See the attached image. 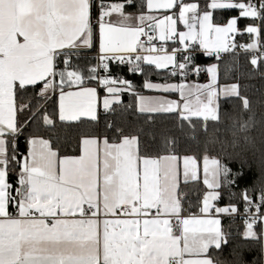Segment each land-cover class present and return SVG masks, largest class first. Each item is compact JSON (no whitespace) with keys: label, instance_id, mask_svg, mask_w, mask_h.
<instances>
[{"label":"snow or ice","instance_id":"snow-or-ice-1","mask_svg":"<svg viewBox=\"0 0 264 264\" xmlns=\"http://www.w3.org/2000/svg\"><path fill=\"white\" fill-rule=\"evenodd\" d=\"M241 52L264 75V0H0V264H264V115L219 79ZM202 73L207 83L187 82ZM221 102L233 104L224 127ZM128 110L144 123H117ZM173 115L175 131L155 126ZM57 122L91 130L71 152L25 136ZM201 162L206 191L185 215L181 177L200 182ZM253 167L260 179L241 186ZM224 191L239 192L242 212L214 203ZM223 214L241 216L244 243L231 246Z\"/></svg>","mask_w":264,"mask_h":264},{"label":"trees","instance_id":"trees-1","mask_svg":"<svg viewBox=\"0 0 264 264\" xmlns=\"http://www.w3.org/2000/svg\"><path fill=\"white\" fill-rule=\"evenodd\" d=\"M236 13H226V15H234ZM217 22H221V17L218 15L216 17ZM243 27V23H241V28ZM236 40L238 43L246 42L247 36L242 39L237 36ZM91 53L90 56L93 57ZM197 61L201 64L208 65L210 63H214V60H205L202 57H198ZM249 57L245 54H240L238 56H225L224 59L220 62L219 68V79L221 84H230V83H239L240 92L242 95H246L253 101V109L255 111V118L260 119L262 115H264V104L258 103V101L264 99V75L261 72H254L252 70V66L250 65ZM231 69V70H230ZM119 75H127L126 71L119 73ZM131 78V77H130ZM153 81H160L157 79L155 75L151 76ZM136 83H141L142 78L138 77L135 80ZM138 91H143L142 89H138ZM222 103V118L224 119V127L229 123L227 117H223V112L232 113L233 112V104L232 103ZM236 107H239V102H235ZM123 105L125 107L132 105L134 107V100H132L129 96L125 97L123 100ZM52 107L50 105L49 111H52ZM123 111L122 109H118V113ZM104 115L101 114L100 127L104 126L105 120ZM246 118V116H245ZM109 120L114 119L112 116H108ZM117 123H124V126L129 130L135 129L136 127L142 125L144 123L143 118L139 117L132 110H128L124 113L123 116L117 115L115 117ZM178 121L177 118L173 115L171 117H163L158 118L156 120L155 126L159 129H173L175 131L177 127ZM91 130V127L88 123L75 126V125H60L57 122V128L54 132H46L43 128L40 127H32L25 133V136L30 134H37L48 138L51 136L55 142L58 137L61 142L62 151L67 150L71 152L70 148H66V145L69 143H75L76 139L83 133ZM225 133H221V138H226ZM20 151H26L25 137H21L18 141ZM183 151H187L190 154H194L197 156L202 155L201 146L193 141H185ZM219 150V146H213L210 148V154H217ZM239 165H233L234 170L238 168ZM260 179V174L258 169L253 167L250 171H248V176L246 181H242L241 186L247 184L251 186L254 181H258ZM205 187L202 182H191L188 184H181V192L185 194L186 199L184 200V208L185 215L191 213L198 212V205L202 200V197L205 193ZM236 204L240 207L241 212L243 211V205L240 201L239 192L235 195H230L227 191L223 192L222 198L219 199L216 203L217 206L225 207L228 206L229 203ZM222 226L226 232H230L232 236V244L231 246H235L238 243H244L242 236L240 233L243 232L244 226L242 221L238 217H222L221 218ZM229 251L228 248H225V255ZM256 251H245V259L252 260L256 256Z\"/></svg>","mask_w":264,"mask_h":264},{"label":"built area","instance_id":"built-area-1","mask_svg":"<svg viewBox=\"0 0 264 264\" xmlns=\"http://www.w3.org/2000/svg\"><path fill=\"white\" fill-rule=\"evenodd\" d=\"M240 43H244V42H240ZM240 54H244V53L241 52ZM95 55H96V53L93 54V57H95ZM198 57H202V58L205 59V60H214V58H212V57H204L203 55L198 54V55L196 56V62H197L198 64H201V63H199V62L197 61ZM214 61H215V60H214ZM201 65H205V64H201ZM205 66H206V65H205ZM188 81H191V82H198V83L203 84V83H207V77H206V74L202 73L198 78H197V77H194V76H190V77L188 78ZM101 114H104L102 109H101ZM222 217H233V216H230V215H227V214H223ZM235 217H238V218L242 221L241 216L237 215V216H235ZM242 224H243V221H242ZM243 226H244V224H243Z\"/></svg>","mask_w":264,"mask_h":264},{"label":"crops","instance_id":"crops-1","mask_svg":"<svg viewBox=\"0 0 264 264\" xmlns=\"http://www.w3.org/2000/svg\"><path fill=\"white\" fill-rule=\"evenodd\" d=\"M159 18H162V17H159ZM181 27H182V26H181ZM156 43L159 44V41H157ZM154 82H161V81H154ZM176 82H179V81H176ZM187 82H191V81H187ZM141 94H143V95H150V96H152V95H165L166 98H168V99H178V94H158V93H151V92H144V91H142ZM127 96H128L127 94H124V95L122 96V102H123L124 98L127 97ZM202 178H203V173H202V162H201V182H202ZM190 183H191V182H190ZM181 184H184V183H183V180H182V177H181ZM202 184H203V183H202ZM214 203L216 204L217 201L214 202ZM219 218L221 219L222 216L219 217Z\"/></svg>","mask_w":264,"mask_h":264}]
</instances>
